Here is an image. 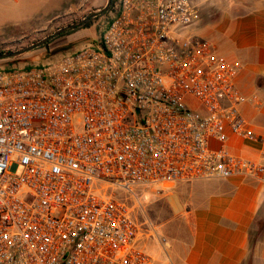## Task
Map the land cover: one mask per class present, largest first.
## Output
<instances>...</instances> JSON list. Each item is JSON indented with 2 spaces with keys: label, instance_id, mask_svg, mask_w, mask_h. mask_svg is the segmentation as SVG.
Returning <instances> with one entry per match:
<instances>
[{
  "label": "built area",
  "instance_id": "2783aa9c",
  "mask_svg": "<svg viewBox=\"0 0 264 264\" xmlns=\"http://www.w3.org/2000/svg\"><path fill=\"white\" fill-rule=\"evenodd\" d=\"M200 19L196 0H118L96 40L0 69V264H153L133 208L105 185L262 177L264 153L227 148L255 133L239 65L187 32Z\"/></svg>",
  "mask_w": 264,
  "mask_h": 264
},
{
  "label": "crops",
  "instance_id": "0c3cea01",
  "mask_svg": "<svg viewBox=\"0 0 264 264\" xmlns=\"http://www.w3.org/2000/svg\"><path fill=\"white\" fill-rule=\"evenodd\" d=\"M194 27L217 51L239 65L235 83L255 137L231 135L227 148L246 159L264 153V0H238ZM194 31V33H195ZM150 189L159 210L172 215L175 237L154 252L153 264H264V174L179 181ZM181 229L183 232L181 233ZM148 237H150L148 235ZM144 240V238H143ZM142 240V247L145 245ZM161 240V239H160ZM146 251V250H145ZM147 252V251H146ZM148 253V252H147ZM150 255V254H149Z\"/></svg>",
  "mask_w": 264,
  "mask_h": 264
},
{
  "label": "rangeland",
  "instance_id": "374dc122",
  "mask_svg": "<svg viewBox=\"0 0 264 264\" xmlns=\"http://www.w3.org/2000/svg\"><path fill=\"white\" fill-rule=\"evenodd\" d=\"M200 7L201 21L211 13H219L221 9L237 6L238 0H196ZM107 0H0V50H16L30 45L43 37L53 33L59 27L79 20L88 12L103 7ZM113 13L95 20L90 28L81 29L70 35H64L53 40L47 47L36 48L20 56L0 60V68L34 67L52 60L59 59L63 54L74 51L88 42L97 39L108 24ZM195 27V26H194ZM190 27L187 32L194 33ZM196 34V31H195ZM192 106L201 108L191 98ZM98 188L100 183L96 185ZM101 190L107 196L124 201L133 208V215L140 223L144 233L145 250L153 257L154 252H160L161 259L166 256V249L160 238L168 242L175 237L179 229L172 224V215L159 210L158 198L152 195L150 189L143 186H133V191L105 185ZM134 194L139 195L137 197ZM158 233L153 235L151 230ZM186 232L181 229V233ZM148 235L150 237H148Z\"/></svg>",
  "mask_w": 264,
  "mask_h": 264
},
{
  "label": "water",
  "instance_id": "95a60500",
  "mask_svg": "<svg viewBox=\"0 0 264 264\" xmlns=\"http://www.w3.org/2000/svg\"><path fill=\"white\" fill-rule=\"evenodd\" d=\"M112 3H113V0H107V3L103 7L94 9V10L88 12L85 16H83L79 20L73 21V22H71L65 26L59 27L53 33L43 37L42 39H40V40L30 44V45L23 46V47L16 49V50H7V51L0 52V60L20 56V55H22L28 51H31L33 49L40 47L41 45L45 44L46 42H48L49 40L53 39L56 36H59V35L67 32V31L76 29L78 27H81L89 19L97 17V16L102 15V14L106 13L107 11H109L111 6H112Z\"/></svg>",
  "mask_w": 264,
  "mask_h": 264
},
{
  "label": "trees",
  "instance_id": "16d2710c",
  "mask_svg": "<svg viewBox=\"0 0 264 264\" xmlns=\"http://www.w3.org/2000/svg\"><path fill=\"white\" fill-rule=\"evenodd\" d=\"M117 2H118V0H113V3H112V6H111L110 10L107 11L106 13H104V14H102V15H99V16H97V17H94V18L89 19V20H88L86 23H84L81 27H78V28H76V29H73V30L67 31V32H65V33H63V34H61V35H59V36L54 37L53 39L49 40V41L46 42L45 44L41 45L39 48L47 47V46H48L53 40H55L56 38H59V37H61V36H64V35H70V34H72V33H74V32H77V31H79V30H81V29H86V28H90V27H92V26L94 25V22H95L96 19H98V18H100V17H102V16H106V15L109 14V13H115ZM111 19H112V17L108 19V23L111 21ZM94 40H96V39H94ZM94 40H93V41H94ZM2 51H7V50H0V52H2ZM30 67H31V66H27V68H30ZM0 69H4V70H7V71H11V70H14V69H16V68H15V67H8V68H0Z\"/></svg>",
  "mask_w": 264,
  "mask_h": 264
}]
</instances>
